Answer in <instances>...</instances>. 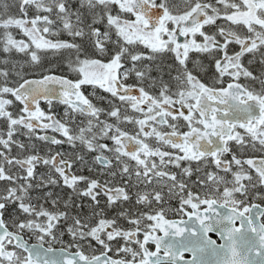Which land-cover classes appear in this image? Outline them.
<instances>
[{
  "label": "snow or ice",
  "instance_id": "obj_1",
  "mask_svg": "<svg viewBox=\"0 0 264 264\" xmlns=\"http://www.w3.org/2000/svg\"><path fill=\"white\" fill-rule=\"evenodd\" d=\"M0 264H264V0H0Z\"/></svg>",
  "mask_w": 264,
  "mask_h": 264
},
{
  "label": "flooded vegetation",
  "instance_id": "obj_2",
  "mask_svg": "<svg viewBox=\"0 0 264 264\" xmlns=\"http://www.w3.org/2000/svg\"><path fill=\"white\" fill-rule=\"evenodd\" d=\"M212 238H213V239H217V241L219 242L218 237H216L214 234H213V237H212ZM185 256H186L187 259H191L190 254H185Z\"/></svg>",
  "mask_w": 264,
  "mask_h": 264
}]
</instances>
